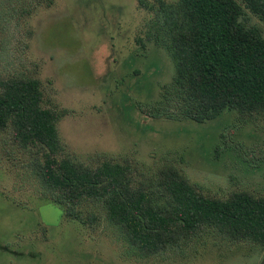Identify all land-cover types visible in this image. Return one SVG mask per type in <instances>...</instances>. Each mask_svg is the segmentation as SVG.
Returning <instances> with one entry per match:
<instances>
[{
  "label": "rangeland",
  "instance_id": "rangeland-1",
  "mask_svg": "<svg viewBox=\"0 0 264 264\" xmlns=\"http://www.w3.org/2000/svg\"><path fill=\"white\" fill-rule=\"evenodd\" d=\"M157 19L138 0H0V82L40 81L43 105L60 113L61 140L77 162L126 163L145 184L174 166L204 195L264 196V112L228 110L206 122L154 114L175 112L167 99L175 65ZM34 156L10 126L0 129V264H264L263 245L212 229L142 256L99 201L81 200L80 218L48 201Z\"/></svg>",
  "mask_w": 264,
  "mask_h": 264
},
{
  "label": "trees",
  "instance_id": "trees-1",
  "mask_svg": "<svg viewBox=\"0 0 264 264\" xmlns=\"http://www.w3.org/2000/svg\"><path fill=\"white\" fill-rule=\"evenodd\" d=\"M138 2L157 11L175 65L167 96L175 112L158 108L155 115L206 122L228 110L264 112V28L244 20L246 8L264 27V0ZM0 87V129L10 126L14 141L33 152L45 198L66 217L80 218L77 206L84 198L99 201L107 220L142 256L167 252L208 229L233 242L264 246V196L248 191L207 196L174 166H164L145 184L126 163L77 162L66 154L61 115L43 105L38 79L13 76Z\"/></svg>",
  "mask_w": 264,
  "mask_h": 264
}]
</instances>
